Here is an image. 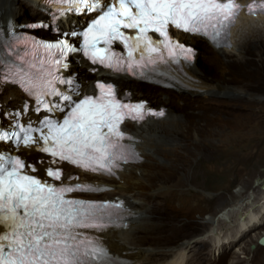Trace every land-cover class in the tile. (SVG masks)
<instances>
[{"label":"snow or ice","instance_id":"1","mask_svg":"<svg viewBox=\"0 0 264 264\" xmlns=\"http://www.w3.org/2000/svg\"><path fill=\"white\" fill-rule=\"evenodd\" d=\"M52 2L60 6L52 14L53 21L68 13L99 15L81 31L62 32L57 25L60 38L56 42L17 39L7 45L8 54L15 53L19 63L0 74V81L16 83L32 95L37 112L64 115L62 119L46 116L37 126L17 119L15 130L0 132V141L35 148L49 158L37 160L48 165L41 179L34 175L36 164L18 155H0V264H112L108 249L86 230L103 231L111 226L123 204L72 198L74 192L102 189L81 182L79 176H66L62 167L54 166L67 163L84 172L115 176L123 164L139 158L125 143L132 137L121 130L122 124L126 120L143 121L146 115L163 116L164 112L147 109L145 102L120 99L111 83L101 81L95 85V95L80 96L74 81L57 72L69 67V54L80 52L93 65L147 79L161 65L191 61L195 56L192 48L170 35V26L230 46L224 45L223 39L242 5L236 0ZM257 10L264 11V3L248 6L250 13ZM32 27L51 26L41 22ZM76 36L82 38V46L70 42ZM117 42L123 52L113 49ZM21 43H30L31 62L15 51ZM57 84L69 85L71 94L61 92ZM74 95L78 99L74 100Z\"/></svg>","mask_w":264,"mask_h":264},{"label":"rangeland","instance_id":"2","mask_svg":"<svg viewBox=\"0 0 264 264\" xmlns=\"http://www.w3.org/2000/svg\"><path fill=\"white\" fill-rule=\"evenodd\" d=\"M20 1L19 28L36 31L30 24L44 14L42 17L32 15L28 1ZM21 23H26L27 27H22ZM259 25L251 26L253 29L243 28L235 36L238 44L228 53L216 51L203 38L198 40V76L208 77L223 86V92L165 88L120 79L126 82L119 84L121 90L129 87L136 98L146 97L152 105H166L169 111L175 110V114L183 115L184 119L179 130L180 144L184 148L176 153L179 173L171 182L172 191L165 208L156 213V219H152L153 213L148 215L149 229L135 233V242L140 248L147 249L154 243L168 252L169 248H181L183 241L192 239L193 250L187 264H202L200 254L207 255L206 264H264V245L258 242L264 233V219L257 227L241 232L232 245L226 243L222 254H216L212 242L198 239L214 227L210 218L219 216L233 198H246L253 192L254 200L258 201L264 194V24ZM37 31L46 33L44 29ZM247 39L252 41L247 43ZM90 77L98 76L90 74ZM196 104L204 109L195 111ZM210 107V110L205 109ZM184 149L188 154L182 152ZM178 177H187V182L179 184ZM238 189L242 190V195L237 193ZM108 194L116 196L114 192ZM221 220L226 230L230 222ZM174 229V239L169 242L168 234ZM206 237L209 238L207 235L203 238ZM161 257L167 262L172 255Z\"/></svg>","mask_w":264,"mask_h":264},{"label":"bare ground","instance_id":"3","mask_svg":"<svg viewBox=\"0 0 264 264\" xmlns=\"http://www.w3.org/2000/svg\"><path fill=\"white\" fill-rule=\"evenodd\" d=\"M27 1L30 4V13L42 17L43 11H41L39 7L40 0ZM20 4V0L0 1V26L3 25L2 28L6 27L4 24L7 23L9 18H15L16 23L17 19L21 18ZM238 18L239 21L237 25L233 27L234 46L232 48H219V50L214 48L216 51L228 53L238 44L237 40H235V36L238 35L243 28L248 27L249 29H253L251 26L257 27L258 24H264L263 14H259V18L252 16H240ZM243 33H241V35ZM190 38L195 40L194 42L197 46L198 40L201 41L202 38L204 39L202 36H191ZM247 41V43H249L252 39H247ZM205 48H207L206 45ZM199 54L200 53H198V57L195 60V64L190 68L191 76L182 79L185 86H181L179 89H191L194 91L213 89L214 91L223 92V86L220 87L213 83L208 77L203 78L202 75L198 76L199 73L196 66L199 60ZM81 68L83 69V72L85 71L84 76H89V72H86L84 67ZM81 68L75 65L73 70L79 71ZM99 78H102V76H99ZM108 79L114 80L118 84H126V82H122L120 79L124 80L129 78H126V76H114ZM13 94H17L20 97L23 96L16 87H10L7 97ZM199 108L204 109L196 104L194 110H199ZM205 109L210 110L211 107ZM183 120V115L175 114V110L174 112L171 110L164 118L145 123L134 129L131 128V131L141 138L139 147L143 152L145 160L139 164L126 166L123 171L119 172L120 178L118 179L111 178L108 180L107 178H103L108 184L113 185L114 188L110 192H114V195L116 194L114 199H126L127 203L133 208L134 213V216L130 219V226L128 228L112 230L105 234L108 246L115 255L128 260V263L120 262V264H187L188 260H190V251L193 250L194 242L192 239H186L183 241L181 248H169L168 252H164L163 249L160 250L161 248L155 246L154 243L148 245L147 249L140 248L138 243L135 242L134 236L138 231L150 228L151 223L147 222V220H149V214L153 213L154 215L152 216V219H156V213H158L160 209L163 210L167 205L165 201L171 195V182L173 181V178L176 177V174L179 173V157H177L178 154L176 155V153H179L180 150L184 148V145L180 144L181 132L179 131ZM127 125L128 121H125L124 124H122L124 127ZM182 152L186 153V150L184 149ZM177 181L179 184L184 185L187 182V177H180ZM237 193L242 195V190L238 189ZM102 198L113 197H110L107 193ZM210 219V221H213L214 227L211 230H207V232L198 237V239H205L210 243L212 242L216 249V254L217 252L222 254L225 251L224 246L226 243L232 245L237 241L236 238L241 232L249 231L254 226L263 223L264 194L261 196L260 200L258 199V201L254 200L253 192L251 196H247L246 198H233L231 205L227 209H224L219 216L216 215L214 218ZM221 219L230 222V225L227 226L226 230L223 229L224 225L223 227L221 226ZM175 229L170 230V233L168 234L169 237L167 240H169V242L174 239L173 235L175 234ZM232 229L234 231H232ZM205 235L209 236V238H203ZM161 251L164 252L163 254H165L166 257L172 255V258L167 262L163 261V257H161L163 254ZM200 259L202 264H206L208 258L206 254H200Z\"/></svg>","mask_w":264,"mask_h":264},{"label":"clouds","instance_id":"4","mask_svg":"<svg viewBox=\"0 0 264 264\" xmlns=\"http://www.w3.org/2000/svg\"><path fill=\"white\" fill-rule=\"evenodd\" d=\"M240 2H242V3H249V2H251V1H253V0H239ZM248 11H247V7H242V10L240 11V13H239V16L238 17H240V16H252V17H256V18H259V14H263L264 15V12H262V11H256L254 14L253 13H247ZM258 16V17H257ZM237 17V22L233 25V27H235L236 25H237V23H238V21H239V18ZM198 36H200V35H198ZM192 37H195V35L194 36H192ZM202 37H204V36H202ZM232 45L231 46H220V45H217V44H214V43H211L206 37H204V39L205 40H207L214 48H217V49H219V48H232L233 46H234V33L232 32ZM192 46L193 47H195L196 49H197V45H196V43L194 42L195 40L194 39H192ZM198 50V49H197ZM198 53H199V50H198ZM198 57V56H197ZM195 64V63H194ZM99 77H97L96 79H98ZM120 86V85H119ZM121 88V87H120ZM170 88H173V87H170ZM176 89H178V88H176ZM143 98V97H142ZM150 102V101H149ZM151 103V102H150ZM152 105V104H151ZM160 105H163V104H160ZM153 106H155V107H159V105H153ZM168 112H169V107H168ZM168 114V113H167ZM165 116H163V117H161V118H164ZM161 118H154V119H151L150 121H147V122H145V123H149V122H152V121H155V120H158V119H161ZM131 123V128H135L136 126L134 125V123H132V122H130V121H128V124H130ZM145 123H143L142 125H144ZM141 125V126H142ZM140 143V142H139ZM138 146H139V144H138ZM140 148V147H139ZM142 156L144 157V155H143V152H142ZM145 160V157H144V159L142 160V161H144ZM142 161H140V162H129V163H127V166H129V165H133V164H139V163H141ZM123 171V170H122ZM87 176H90V177H88V178H90V179H102V180H104L103 178H107L108 180L109 179H111V178H114V179H118V178H120V175H119V177H105V176H101V175H98V174H90V175H87ZM104 181H106V180H104ZM109 182H111V181H109ZM111 185V184H110ZM111 186H113V185H111ZM114 188V187H113ZM111 190H113V189H111ZM111 190H109V191H104V192H101V193H92V192H87V194H86V196H88V197H90V196H92V197H94V198H99V199H114V198H102V197H97V196H99V195H102V194H107V193H109ZM120 199V198H119ZM115 200H117V199H115ZM126 200V199H125ZM127 202V201H126Z\"/></svg>","mask_w":264,"mask_h":264},{"label":"water","instance_id":"5","mask_svg":"<svg viewBox=\"0 0 264 264\" xmlns=\"http://www.w3.org/2000/svg\"><path fill=\"white\" fill-rule=\"evenodd\" d=\"M197 49L200 50L198 46H197ZM262 187L264 188V183L262 184ZM258 242L264 245V233L259 237ZM253 247H255V244H253Z\"/></svg>","mask_w":264,"mask_h":264}]
</instances>
